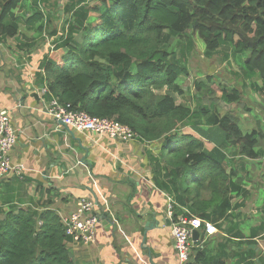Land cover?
Returning a JSON list of instances; mask_svg holds the SVG:
<instances>
[{
  "label": "trees",
  "instance_id": "trees-1",
  "mask_svg": "<svg viewBox=\"0 0 264 264\" xmlns=\"http://www.w3.org/2000/svg\"><path fill=\"white\" fill-rule=\"evenodd\" d=\"M70 1L59 12V22L65 12L71 13L61 35L54 19L62 1L56 0L53 20L41 5L25 17L39 35L29 37L30 26L19 21L18 12L26 0H0V42L21 35L27 40L19 46L33 48L34 38L44 43L48 30L52 43L37 74L47 99L58 96L75 109L128 124L144 141H157L160 153L150 152L152 180L173 197L175 219L183 212L197 215L204 233L206 221L221 228L244 215L246 198L258 191L247 185L254 181L251 169L264 162V133L261 120L258 129L244 132L233 112L244 103L246 88H252L258 97L255 105L264 115V0ZM202 55L211 66L209 73L195 79L197 105L177 102V95L184 94L179 78L190 76L192 57L200 69ZM229 57L245 76L239 79L233 68L229 75L222 72L231 87L213 67L217 59L222 63ZM244 110L251 108L244 104ZM185 127L193 131H183ZM14 207L0 218V264H77L55 209ZM245 222L226 228L232 236L224 238L219 264L231 259L264 264V213L249 234L241 228ZM232 237L238 239L233 241L237 252L227 250L234 249ZM199 247L196 262L209 264L207 249Z\"/></svg>",
  "mask_w": 264,
  "mask_h": 264
},
{
  "label": "crops",
  "instance_id": "crops-1",
  "mask_svg": "<svg viewBox=\"0 0 264 264\" xmlns=\"http://www.w3.org/2000/svg\"><path fill=\"white\" fill-rule=\"evenodd\" d=\"M56 10L57 23L59 22V12L63 11L62 3L56 5ZM29 28V37L36 36L34 29ZM12 39L7 38L0 42V45L10 46ZM20 39L27 40L23 36ZM49 43L46 40L42 43L44 47H36V49L31 47L34 49L33 51L25 52L30 60L29 68L25 70L29 81H31L28 84L31 92L26 93L29 98V106L24 110H33V105L39 100L50 101L37 76L40 70L43 71L40 62L43 53L47 52L49 48ZM5 50L8 51L6 48ZM40 50L42 52H39ZM10 54L15 57L13 52ZM18 66L20 67V65ZM12 95L9 90L0 95V107L9 112L16 109L17 106L16 102L13 103V100L16 101L17 98ZM21 103L22 106L25 105L26 96L22 97ZM43 109L44 102L41 112L49 116L52 122L41 121L44 123L43 125L38 121L31 122L30 127L26 128L22 124L18 125L10 116L17 130L18 141L16 144H19L18 148L14 149V146L12 149L15 153L13 161L23 163L27 170L24 173V178L10 172L0 182V208H2L0 218H4L11 209L10 206L14 204V209L32 207L43 210V208L50 207L62 216L75 210L79 197L91 196L95 200L93 196L95 193L98 203L101 205L96 204L95 215L99 218L103 215V211H108L111 219H115L119 224L120 230L123 228L120 225L122 222L129 228L130 233L128 240L121 241L117 236L118 230H115L113 225L98 221L94 243L72 246L71 239L67 241L77 264H176L177 255L174 248L172 225H169L167 221L170 219L168 208L170 204H173V197L152 180L150 152H153V155L160 153L158 142L144 141L140 136L129 141H121L107 135L89 131L81 132L54 120ZM22 111L23 109L20 110L21 113ZM189 128L191 129V127ZM207 148L213 150L214 144L207 143ZM73 151L77 152V156H73ZM72 157L77 162L81 158L80 163H82L83 170L89 169L90 175H86L84 180L76 185L71 183L63 184V186L62 184L56 185L53 179L61 178L63 174L69 172L66 168V161ZM250 182H256V180ZM247 186L250 188L251 184L249 183ZM255 186L259 188V184ZM261 186L259 190L264 188V185ZM246 201L251 205L242 209L244 215L240 218L223 223L221 228L216 224L208 225L206 223L204 233L201 228H198L201 233V243L193 247L191 264H200L196 262L197 246L207 249L205 260L209 261V264H219L218 255L224 258V255L219 253L220 248L223 247L224 238L232 236L226 228L244 219L246 222L241 225V228L244 229V234H249L250 227L258 224L260 214L264 213L263 199L258 198L257 191L256 194L248 196ZM105 218L109 219V216H105ZM150 220L158 222H154L151 229L145 230V223ZM145 238L146 240H144ZM234 240L238 239L232 237L229 242L231 248L234 247V249L228 248V251H238ZM261 241L264 242V239L260 240V244ZM235 260L231 259L228 264H237Z\"/></svg>",
  "mask_w": 264,
  "mask_h": 264
},
{
  "label": "rangeland",
  "instance_id": "rangeland-1",
  "mask_svg": "<svg viewBox=\"0 0 264 264\" xmlns=\"http://www.w3.org/2000/svg\"><path fill=\"white\" fill-rule=\"evenodd\" d=\"M55 1L56 0H47L44 2V0H41L40 3H35V0H26L27 4L24 3L25 6H23V9H20V11H19V12H21V15H22V19H20L19 21H21L22 24H24V25L26 24L27 26L31 27L32 23H30V24L25 23L24 19L27 15L31 14L33 12V10H35L36 8H40L39 10H41V7L39 5L49 9V14H48L47 19L53 20L55 18V16L51 15V13H53V11H54ZM61 1H62V4H64V5L71 3L70 0H60V2ZM95 1L96 0H88V3L93 4ZM48 2H50V5L46 4ZM64 5H63V7H64ZM55 14H56V12H55ZM70 17H71V13H67V12L64 13V15L62 17V21L59 22L58 26H57V28L60 32L59 35H61L62 31L66 29L67 20H71ZM54 20H56V19H54ZM40 22H43V20H40L38 23H40ZM44 23L47 26V21H44ZM24 25H22V27H24ZM53 27L54 26L50 27V30ZM33 29H35V28H33ZM34 31H36V30H34ZM65 32L66 31H64V33ZM35 34H36V36H39L38 31ZM43 36H45L44 37L45 40H48L50 43H52V36L49 34L48 30L45 31V35H43ZM20 37H21V35H19L18 38H13L12 40H10L11 41L10 46L4 45V47H3L0 45V95L3 94V92L7 91V90L12 92V94H13L12 96L17 98L16 101L13 100V103L16 102L17 106H16V109L9 112L10 116H12V120H14V122L18 123V125L22 124L23 127L29 128L31 122L35 123L38 121L41 123V125H43L44 123L41 121H45L46 123H49L52 121L50 120L51 118L49 116H46V115H44L43 112H41V109L43 108V102L41 100H39L38 102H36L33 105V110H31V111L24 110V108L29 106V98L27 97L26 93L31 92V88L28 86V84H30L31 81H29V79L27 77V71L25 70L26 68H29L30 60H29L28 54L25 52L29 51L28 49L31 47L28 48V47L19 46V44L23 46ZM35 39H37V40L35 41V45L33 48L36 49V47H38V45H40V47H42V42L39 43L40 39H38V38H35ZM5 48L8 51H6ZM1 50H4V51H1ZM31 50H32V48H31ZM12 52L14 53L15 57L12 54H10ZM194 58L195 57L191 58V60L193 59L192 60L193 63L191 65L190 76L189 77H181L178 80V82H180L182 84L184 94L183 95L182 94L177 95V102H184L185 101V102L190 103V104L195 106L198 103L196 98H195V95L198 92L195 88V79L196 78H202L207 73H209L211 61L202 55L201 56L202 65H200V69H199V67L197 65V61ZM214 62L215 63L213 64V67H215L216 69H219L214 74L219 75V78L222 82H225L227 84L229 83L228 76L226 74L229 75L232 72L231 71L232 68H233V70L240 73V75L237 76L239 79H241V77L245 78V76L243 75L244 71L242 70L241 66H239L232 57H229L228 60H226L222 63H220L221 61L218 59H217V62L216 61H214ZM230 62H231V64H230ZM17 64L20 65V67ZM199 72H201V73L198 74ZM222 72H224L226 74L224 75V73H222ZM36 81H37V78H36ZM246 82L249 84L252 81L247 79ZM231 86L232 85H229V87H231ZM213 88H214L215 94L219 95L221 93L216 84H213ZM252 90H253L252 88H250V89L248 88V90L246 88V91H245L246 98H245L244 103L237 106L234 109L233 113L238 115V117L240 119V124H241L244 132L245 131L250 132L251 130H253L255 128L258 129L260 127L258 125V120H261L262 127L260 130L264 133V115L261 116V114L259 113L261 110L260 106H258V104L255 105L257 103L256 101L258 100V97L254 93H252ZM248 95H250V96H248ZM25 96H26V103L24 106H22L21 99H22V97H25ZM208 96L209 95H205V98H204L205 103L208 100ZM244 104H247L251 108V110L250 111L244 110ZM21 109H23L22 113L20 112ZM255 113H257V114H255ZM26 125H29V126H26ZM187 130H191V129L189 127L183 128V131H187ZM18 146H19V144H16L14 149L18 148ZM14 154L15 153L12 151L9 155L13 158ZM73 156H77L76 151H73ZM263 159H264V157H263ZM80 161H81V158H80ZM80 161L77 162L73 157H72V159L66 161L67 162L66 168H68L69 172L66 174H63V176L61 178H58V179L54 178L53 182L56 185L62 184V186H63V184H67V183H71V184L76 185V183L82 182L86 175H90V170L88 169L87 171H84L82 168V163H80ZM248 168H250V165H248ZM258 169H259V173H258ZM251 171L253 172L252 175L254 176V180H256V182H250V184H251L250 188L253 191L254 186L259 184L258 198L263 199L262 203L264 204V188L259 190L262 187L261 185H264V182L261 181L262 177H264V162H261V163L257 162V169L256 170L251 169ZM260 173H261V175L263 173V175L261 176ZM252 195H254V194H252ZM249 205H251V204H249ZM258 208L261 209V207H258ZM15 210H18V209L15 208ZM253 220H254V218L252 219V221ZM255 223H257V221H255ZM120 225H122L123 228L121 230L117 231L118 238L121 241L128 240V235L130 233L129 228L126 227L124 224H122V222ZM84 245H89V244H84ZM261 245H262V248L264 250V242L263 241H261Z\"/></svg>",
  "mask_w": 264,
  "mask_h": 264
},
{
  "label": "built area",
  "instance_id": "built-area-1",
  "mask_svg": "<svg viewBox=\"0 0 264 264\" xmlns=\"http://www.w3.org/2000/svg\"><path fill=\"white\" fill-rule=\"evenodd\" d=\"M46 90L45 87L44 91ZM43 102V110L48 115L72 129L107 135L121 141H129L140 136L128 124L115 118L91 115L84 110L75 109L71 103H62L58 96L53 95L49 102L46 100ZM17 141V130L12 123L9 111L0 107V182L10 172L24 178L26 166L21 162L15 163L9 155ZM95 206L96 201L93 197L81 196L78 199L76 209L61 216L65 233L70 237L72 246L91 244L96 241L95 232L99 220L94 213ZM168 216L172 222L174 248L177 255L176 264H191V254L195 245L192 239L193 230L200 228L203 220L190 212L180 213L175 219L171 204L168 208ZM206 223L210 225V222L206 221Z\"/></svg>",
  "mask_w": 264,
  "mask_h": 264
},
{
  "label": "water",
  "instance_id": "water-1",
  "mask_svg": "<svg viewBox=\"0 0 264 264\" xmlns=\"http://www.w3.org/2000/svg\"><path fill=\"white\" fill-rule=\"evenodd\" d=\"M61 123H63V122H61ZM93 196L95 197L96 204L101 206L98 203V197H96L95 193H93ZM100 211H102V210H100ZM105 216H109V219H106ZM98 220L101 221L103 224H108L109 223V224L113 225L115 230H120L119 224L115 221V219L114 220L111 219L110 215L108 214V211H103V215L99 216ZM167 221H168L169 225L172 223L171 219H168ZM154 222H158V221H151L150 220L149 222H146L145 223V230L151 229L154 226ZM192 239H193V242H194L195 245H199L201 243V233H200V231L197 228H195L193 230ZM144 240H146V238Z\"/></svg>",
  "mask_w": 264,
  "mask_h": 264
}]
</instances>
